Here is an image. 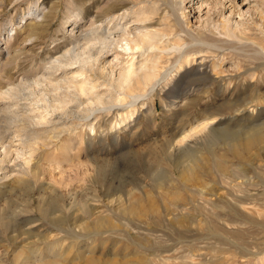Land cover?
I'll return each instance as SVG.
<instances>
[{
	"label": "rangeland",
	"instance_id": "1",
	"mask_svg": "<svg viewBox=\"0 0 264 264\" xmlns=\"http://www.w3.org/2000/svg\"><path fill=\"white\" fill-rule=\"evenodd\" d=\"M178 1L0 0V91L94 16L140 13L189 51L132 111H95L90 136L0 141V264H264V142L242 146L264 135V0Z\"/></svg>",
	"mask_w": 264,
	"mask_h": 264
},
{
	"label": "bare ground",
	"instance_id": "2",
	"mask_svg": "<svg viewBox=\"0 0 264 264\" xmlns=\"http://www.w3.org/2000/svg\"><path fill=\"white\" fill-rule=\"evenodd\" d=\"M248 1L237 2L236 10L240 14ZM181 3L182 0L177 2L178 5ZM82 11L78 10L74 15L88 14L87 9ZM50 12L48 9L43 15ZM129 15L130 12L126 10L108 16L95 26L97 18L94 16L93 24L71 48L50 61L42 74L30 79L22 77L1 90L0 141L12 139L10 134L14 133L21 144L31 145L36 141L58 138L62 133L74 136L78 128L83 131V136L85 132L90 136L91 131L96 132L98 124L94 120L95 111L100 110L102 116L111 113L113 107L132 111L133 106L142 102L139 99L156 94V87L171 85L175 80V74L173 76L172 67L169 66L171 59L174 58L178 62L175 66L179 64L178 69H181L189 60L186 58L188 49L180 44L182 39L177 41L178 44L169 42L170 35L179 39L173 31L148 30L144 25L146 17L140 13L135 16V21H141L140 25L132 27ZM226 19L230 20L229 17ZM29 27V35L37 37L36 24ZM110 55L112 57L108 60ZM106 108L107 111H103ZM207 128L206 121H201L196 132L207 133L210 131ZM191 136L185 135L180 141ZM262 142L264 135L260 134L251 139L246 138L242 146ZM9 145L3 144L4 155ZM215 258L207 260L208 264ZM222 259L223 262H232Z\"/></svg>",
	"mask_w": 264,
	"mask_h": 264
}]
</instances>
